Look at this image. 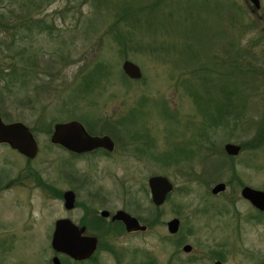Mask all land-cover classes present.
Instances as JSON below:
<instances>
[{"label":"rangeland","instance_id":"obj_1","mask_svg":"<svg viewBox=\"0 0 264 264\" xmlns=\"http://www.w3.org/2000/svg\"><path fill=\"white\" fill-rule=\"evenodd\" d=\"M31 2L0 0L7 26L30 18L46 26L0 34V51L10 58L0 65L16 59L27 68L22 89L7 76L0 80V118L31 129L38 147L35 158L25 159L0 143V264H52L55 220L77 222L86 210L101 209L125 210L146 228L87 232L99 239L92 259L58 254L61 264H264V221L239 195L244 186L264 192V141L246 146L264 111V0L256 11L245 0ZM21 32L26 38L19 40ZM124 59L136 63L143 80L123 78ZM98 63L104 67L100 78ZM238 63L256 72L240 75ZM87 73L97 76L95 86L92 79L79 85ZM198 76L224 89L222 101L232 89L241 99L228 117L238 115L240 123L211 125L202 142ZM213 89L203 88L209 97ZM123 115H131L133 134L105 130V119ZM71 120L90 134L109 136L113 151L75 157L50 143L53 126ZM226 142L241 151L220 165L217 150ZM189 150L193 154L182 159ZM21 174L24 183L7 185ZM155 175L172 184L162 206L150 201L147 179ZM219 182L223 193L212 195ZM69 189L76 199L70 212L61 196ZM173 217L180 227L171 234L166 222ZM186 244L190 250L183 252Z\"/></svg>","mask_w":264,"mask_h":264},{"label":"water","instance_id":"obj_2","mask_svg":"<svg viewBox=\"0 0 264 264\" xmlns=\"http://www.w3.org/2000/svg\"><path fill=\"white\" fill-rule=\"evenodd\" d=\"M253 6V10L256 11L259 9V1L258 0H247ZM264 18V17H263ZM264 29V27H263ZM120 68L122 73H124L128 78L136 80L139 79L142 72L136 63H132V61L128 59H124L121 62ZM3 120L0 118V143H7L10 148L19 153L23 154L25 157L32 158L36 155L37 143L36 140L33 139L31 130L26 126H23L20 122L14 123H2ZM54 130L50 135V142L54 145H61L66 150L69 149L75 152H88L92 149H97L98 147H103L104 149L111 150L114 148L112 140L109 136H91L84 130V127L78 121H67L65 124L56 123L53 126ZM223 151L229 157L235 156L240 152V147L237 144L226 142L223 145ZM147 185L149 190V195L151 196L150 201L151 204L156 206H162L166 196L170 193L172 189V184H170L168 178L161 175L151 176V178L147 179ZM225 188L224 182L214 184L210 189L212 195L223 193ZM241 199H245L250 202L254 209L264 212V192L260 189H251L249 186H244L240 189L239 193ZM63 207L69 210L72 205L74 199V194L72 191H64L62 194ZM102 215L106 216L108 213L106 211L101 212ZM113 219L119 220L123 223L126 230H138L143 231L146 226H140L136 217L130 216L125 211L117 210L113 215ZM166 230L167 232L174 234L179 227V220L176 217L170 219L166 222ZM53 232H51V244L50 248L55 252V255L52 256L51 262L52 264H61L59 262L58 256L65 255L69 257L70 260H80L86 259L92 256L95 251L96 241L97 239L94 236H89L86 234H82L84 231L83 228L78 229L76 225H74L67 218L56 219L53 224ZM191 245L186 244L182 247L183 252H188L190 250ZM214 264H219V262H215Z\"/></svg>","mask_w":264,"mask_h":264},{"label":"trees","instance_id":"obj_3","mask_svg":"<svg viewBox=\"0 0 264 264\" xmlns=\"http://www.w3.org/2000/svg\"><path fill=\"white\" fill-rule=\"evenodd\" d=\"M32 2H33V0H32ZM252 7L253 6H250L251 9H253ZM2 17L3 16L0 14V34H4L6 30H10V29H13L14 32H15V31L19 30L20 28H24L26 31L29 32L31 29H33L35 31L36 30L41 31V29H43L44 27H46L44 24L41 23V21H40L41 19H38V18L37 19L30 18V19H27V20H20L18 22L16 21L14 24L10 25V27H9V26H7L6 23H3V21L1 20V19H3ZM4 22H6V21L4 20ZM231 22H232V24L234 23L233 20H231ZM22 32L19 35H18V33H16L17 35H15V37L17 39H19V40H21L23 38H26V37L22 36V35H25ZM14 42L15 41H14V38H13V39H11L9 41V43L7 45H5L4 48H5V50H7V52L10 51L12 49V47H14V45H15ZM3 43L0 40V47H3L2 46ZM12 53L13 54H11V56L9 55L10 57H13V56L16 55V53H14V52H12ZM7 58H9L8 55L4 52V50L3 51L1 50L0 51V61L1 60L2 61L3 60H6ZM17 63L18 62L16 61V59H11L10 61L9 60L6 61V66L5 67L2 66V64H1L0 65V80H2V79L7 80L6 79V76H7L8 79H10V81H8V82H10L11 84L12 83L14 84V83L18 82L19 83L18 85L22 89L25 86V80H24L25 78L23 77V80L21 81V83H20V80H21L22 76H24L25 69H27V68L24 67V66L19 67V66H17ZM239 64L240 63H238V65L236 66V68H237L236 71L240 75H244V74L245 75H249L250 73H255L256 72L250 66L244 67L242 65V67H241V65H239ZM94 70H95L94 73H96L97 76L104 75V74H102V71L104 70V67L102 66V64L98 63V65H96L94 67ZM119 73H121V75L123 76L124 79L129 80V81H132L133 80V79L128 78L124 73H122V70ZM191 73H193V72H191ZM97 76L91 75V74H88L87 73L86 76H84L83 80L79 81V82H81L79 85H81L84 82V80H88L89 81L91 79H92L91 85H94L93 82H94L95 77H97ZM100 76H99V78H100ZM198 77L202 81V82H200V84H202L201 85V90L202 91L200 92L202 95L198 97V100H199V102H198V109L201 111V114H202L201 116L203 118V122H202V125L200 127V132L197 133L198 136H199V139H200V138L204 137L205 133L207 132L206 130H208V128H210L211 125H217V124L218 125H220V124H225L226 125V123L229 122V118L228 117L230 116L233 107H235V106H237V108H240L241 107L240 106L241 99L238 98L237 94H235L234 91H233V89H232L229 92V98H226L225 101H222L221 99L218 98V95H219V93L220 94H225L224 93V89H222L220 87V85H218V88H217L216 83H214L213 85H209V84L206 85V83L209 80H206L205 77H203V76H201V77L198 76ZM138 80L139 79L133 80V82L134 81H138ZM141 80H143L142 79V76H141ZM8 82H6V83H8ZM97 82L98 81L96 79L95 83H97ZM208 86H211L212 89L213 88L215 89V90L213 89V91H212L213 96H211V97H209V95L207 96L206 93L203 90L204 87H208ZM195 98H196V96L193 97V100L194 101H195ZM129 116H131V115H128L127 117H125L123 115V116H121L117 120H115V119L114 120H111V119H108L107 118V119L104 120L103 126L105 127V130H110V129H113V128H115V129L120 128V129L125 130L127 134H128V132L133 134V129L131 128L132 125L129 124L128 121H127V119L129 118ZM230 119L231 120L229 122V125L231 124V125L234 126L236 123H240L239 122L240 121V118L238 117V115L231 116ZM107 127H109V128H107ZM255 129L256 130H255V134L252 137V141H248L246 143V146H249L250 148H252L254 146H257V145L261 144L264 141V111H263V115L261 116L260 120H257ZM47 131H48V129L46 130V134H48ZM131 137H134V136H131ZM134 138H136V137H134ZM49 142H50V140H49ZM200 142H202L201 139H200ZM243 145H245V144H243ZM240 150H241V148H240ZM187 152H188V154L185 155V156H183L182 159L187 158V157L191 156V154H193V153L190 152V150L187 151ZM212 153H213V151L211 150L210 154L209 153H206L205 155H203L200 158V160H202V159L204 160V163H202V164H205V163L208 164V161L207 160L208 159L210 160V157L212 156ZM217 155H218L217 159L219 161L218 164H220V165L222 163H226V159L229 160V161H232V159L234 157V156L229 157V155H227L225 153V151H223L222 148H221V150H217ZM175 160L177 161V163L179 165L183 164V163H181L182 160L180 161L178 158H175ZM179 168L181 169V167H179ZM231 171L233 172L232 173V176H233L234 175V172H236V171H234V169L233 170L231 169ZM197 178L199 179V177H197ZM202 178H203V176H202ZM234 178L237 179V177H234ZM258 214L262 217V220L264 221V219H263L264 218V212L263 211H259ZM143 221L146 222L145 220H143ZM111 253L113 254L114 251L111 250Z\"/></svg>","mask_w":264,"mask_h":264},{"label":"flooded vegetation","instance_id":"obj_4","mask_svg":"<svg viewBox=\"0 0 264 264\" xmlns=\"http://www.w3.org/2000/svg\"><path fill=\"white\" fill-rule=\"evenodd\" d=\"M246 1V3H248V5H250V6H252L251 4H250V2L249 1H247V0H245ZM259 1V0H258ZM86 133H88V132H86ZM89 135H91V136H95V137H97V136H99V137H101V136H103L104 134H97V135H94V134H90V133H88ZM34 139V138H33ZM112 140V139H111ZM113 142V141H112ZM3 145H8L7 143H3V142H1ZM114 143V142H113ZM9 146V145H8ZM10 147V146H9ZM64 148V147H63ZM12 149V148H11ZM37 149H38V147H37ZM66 150V149H65ZM98 150L100 151V150H105L106 151V153H108V152H111V151H113V148L111 149V150H108V152H107V150L106 149H104L103 147H98L97 149L95 148V149H92V150H90V151H88V152H75V151H71V150H69V149H67L66 151H68L69 153H71L72 155L71 156H75V157H77L78 155H88V153H93V152H98ZM13 151H15V150H13ZM16 152V151H15ZM17 153H19L18 151H17ZM37 153V152H36ZM21 156H23L25 159H33V158H35V156H33L32 158H29V157H25L23 154H21V153H19ZM23 175L21 174V176L18 178V179H12V180H9L8 182L9 183H7V185L8 184H10V183H13V184H15V185H17V184H21V183H24V181H23ZM32 177H34V178H32L33 179V181H34V183L37 185V182H38V180H37V178H35V175H33ZM2 189V188H1ZM52 190H53V188H52ZM70 191H72L73 192V190L72 189H69ZM68 190V191H69ZM56 192V191H55ZM63 194V193H62ZM62 194H61V196H62ZM73 194H74V199H75V193L73 192ZM76 199L73 201V205H72V207L68 210V212H70V210L71 209H73V208H75V205H76ZM252 206V205H251ZM253 208V207H252ZM254 209V208H253ZM67 210V209H66ZM117 210H119V209H116V210H114L113 212H109V210L108 209H101L99 212L98 211H93V212H91L90 214L91 215H89V213H88V210H86L82 215H81V217H80V221H77V222H74L73 220H71V219H67V220H70L74 225H76L77 227H78V229H81V228H83V232H82V234H86V235H89L87 232H92V231H102V229L103 228H110V227H112L113 225L115 226V228H116V230H115V232H119V230H120V233H122L123 231L124 232H127V233H130V234H132L133 232H139L138 230H133V231H130V230H126V227H124V225H123V223H121L119 220H117V219H113L112 218V215L117 211ZM122 210V209H121ZM254 210H256L257 212H259V210H257V209H254ZM102 211H106L108 214L106 215V216H104V215H102L101 214V212ZM120 211V210H119ZM123 211H125V210H123ZM126 212V211H125ZM126 213H128V212H126ZM129 214V213H128ZM130 215V214H129ZM131 216V215H130ZM133 216V215H132ZM67 218V217H66ZM137 219V218H136ZM138 223H139V220H138ZM140 224V223H139ZM179 227H180V225H179ZM178 227V228H179ZM114 228V227H113ZM177 231H178V229H177ZM177 231L175 232V233H177ZM89 236H94L96 239H97V241H96V247H95V251L97 250L96 248H97V246H98V243H99V239H98V236H96V235H92V234H90ZM181 250H182V248H181ZM94 253V252H93ZM57 256H58V254H57ZM92 256H93V254H92ZM92 256H90V257H88V258H86V259H83V261H87V260H91L92 259ZM67 257V256H66ZM69 258V257H68ZM72 261V260H71ZM73 261H75V260H73ZM82 261V262H83Z\"/></svg>","mask_w":264,"mask_h":264}]
</instances>
